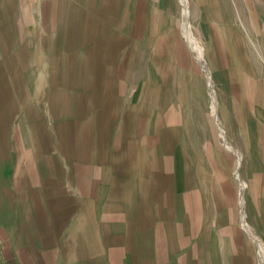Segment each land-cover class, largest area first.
<instances>
[{"label": "crops", "instance_id": "obj_1", "mask_svg": "<svg viewBox=\"0 0 264 264\" xmlns=\"http://www.w3.org/2000/svg\"><path fill=\"white\" fill-rule=\"evenodd\" d=\"M173 18L0 0V264H264V78L232 93L235 174Z\"/></svg>", "mask_w": 264, "mask_h": 264}, {"label": "rangeland", "instance_id": "obj_2", "mask_svg": "<svg viewBox=\"0 0 264 264\" xmlns=\"http://www.w3.org/2000/svg\"><path fill=\"white\" fill-rule=\"evenodd\" d=\"M186 2L188 14L185 15L181 0H174L171 26L176 28V38L180 39L183 51L187 54L189 74L196 77V90L199 92L196 106L199 124L204 126L199 130L206 131L207 135L208 132L211 135L210 131L213 130L220 140H228L239 150L226 132V124L236 123L237 114H242L238 111L239 101L232 98L238 84L240 91L253 92L256 87L255 78H264V3L262 0ZM185 23H188V29L185 28ZM194 45L200 48L199 53ZM199 56L208 67L215 104L209 94L208 73ZM242 102L246 103V115L252 114L249 104L253 101ZM193 103L194 101H183V106L194 108ZM223 146L230 152L234 151L226 144ZM231 157L234 165L236 164V174L238 157L232 152ZM239 171L240 166L238 173Z\"/></svg>", "mask_w": 264, "mask_h": 264}, {"label": "bare ground", "instance_id": "obj_3", "mask_svg": "<svg viewBox=\"0 0 264 264\" xmlns=\"http://www.w3.org/2000/svg\"><path fill=\"white\" fill-rule=\"evenodd\" d=\"M181 2H182V5H183V7H184V8H183V9H184V13H185V15H186V14H188V10H187L188 5L186 4L187 2H186V0H181ZM188 27H189L188 23H185V28L188 29ZM194 42H195V41H194ZM194 42L191 43V45L194 44ZM192 47H193V46H192ZM194 47H195L194 49H196V51L199 53L200 48H199V47H196L195 45H194ZM199 58H200V61L203 62L204 69H205L206 72L208 73L209 70H208L207 65H206V64L204 63V61L202 60V57L199 56ZM208 78H209V73H208ZM209 93H210L211 97L213 98V101H214V104H215V93H214L213 84H212V81L210 80V78H209ZM217 102H218V101H217ZM214 107H215V105H214ZM215 118H216V117H215ZM216 120H217V118H216ZM222 134H223V133H222ZM225 136H226V135H225ZM225 144H226L227 147L234 149L235 153L237 154L238 162H237V171H236V174H238V168H239V166H240V162H241V153H240V151H238L237 149H235V148H234V147H233L228 141H226ZM242 186H244V185H243V182H242ZM241 194H242V196H243V193H241ZM242 196H241V199H242V201H243Z\"/></svg>", "mask_w": 264, "mask_h": 264}]
</instances>
